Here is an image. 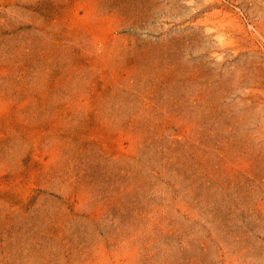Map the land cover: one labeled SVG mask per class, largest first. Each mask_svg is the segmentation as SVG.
<instances>
[{
	"label": "rangeland",
	"instance_id": "obj_1",
	"mask_svg": "<svg viewBox=\"0 0 264 264\" xmlns=\"http://www.w3.org/2000/svg\"><path fill=\"white\" fill-rule=\"evenodd\" d=\"M0 264H264V0H0Z\"/></svg>",
	"mask_w": 264,
	"mask_h": 264
},
{
	"label": "bare ground",
	"instance_id": "obj_2",
	"mask_svg": "<svg viewBox=\"0 0 264 264\" xmlns=\"http://www.w3.org/2000/svg\"><path fill=\"white\" fill-rule=\"evenodd\" d=\"M146 45H147V44H146ZM146 45H145V46H146ZM140 69H141V68H140ZM152 77H154V76H152ZM154 79H155V78H154ZM82 184H83V183H82Z\"/></svg>",
	"mask_w": 264,
	"mask_h": 264
}]
</instances>
